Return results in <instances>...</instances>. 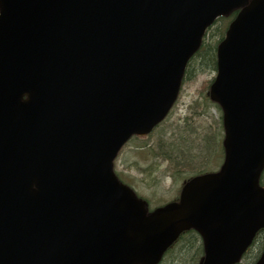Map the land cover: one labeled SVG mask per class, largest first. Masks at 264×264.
Wrapping results in <instances>:
<instances>
[{"label":"water","instance_id":"water-1","mask_svg":"<svg viewBox=\"0 0 264 264\" xmlns=\"http://www.w3.org/2000/svg\"><path fill=\"white\" fill-rule=\"evenodd\" d=\"M235 9L208 91L224 161L147 212L113 160ZM263 168L264 0H0V264H157L189 229L199 264H235L264 227Z\"/></svg>","mask_w":264,"mask_h":264},{"label":"rangeland","instance_id":"rangeland-1","mask_svg":"<svg viewBox=\"0 0 264 264\" xmlns=\"http://www.w3.org/2000/svg\"><path fill=\"white\" fill-rule=\"evenodd\" d=\"M222 25L217 22L208 30L202 49L213 48L223 34ZM202 53L188 63L179 97L167 118L146 137L131 138L115 160L118 177L147 199L150 208L176 198L184 179L217 170L222 162L221 110L206 94L216 71L203 64ZM263 241L259 237L238 264H253ZM200 256V239L186 234L160 264H197Z\"/></svg>","mask_w":264,"mask_h":264},{"label":"trees","instance_id":"trees-1","mask_svg":"<svg viewBox=\"0 0 264 264\" xmlns=\"http://www.w3.org/2000/svg\"><path fill=\"white\" fill-rule=\"evenodd\" d=\"M232 16L230 15V16H227V17H221V18H219V20H217L216 21V23L217 22H222V26H223V29L225 28V26H226V24H227V22H228V20L231 18ZM223 29H222V31H223ZM222 36H223V34L220 36V38L214 43V46H213V48H211L210 50H209V47H208V51H206V50H204V48L202 49H200L198 52H196V54L191 58V60H197L198 59V57L200 56V54H201V52L203 51V53H205V54H203L202 53V56H201V58H200V60L201 59H203V64L205 65V66H213V68L215 69V48H216V44L218 43V41L222 38ZM204 47H205V45H204ZM211 65H210V64ZM260 234L257 236V238H256V241H257V239L260 237L261 238V236H263V238H264V231H260L259 232ZM186 234H194L192 231H188V232H185V233H183L182 234V236H184V235H186ZM195 235V234H194ZM196 236V235H195ZM264 242V241H263Z\"/></svg>","mask_w":264,"mask_h":264},{"label":"flooded vegetation","instance_id":"flooded-vegetation-1","mask_svg":"<svg viewBox=\"0 0 264 264\" xmlns=\"http://www.w3.org/2000/svg\"><path fill=\"white\" fill-rule=\"evenodd\" d=\"M178 194H179V193H178ZM177 197H178V196H177ZM177 197H176V198H177ZM174 199H175V198H174Z\"/></svg>","mask_w":264,"mask_h":264}]
</instances>
